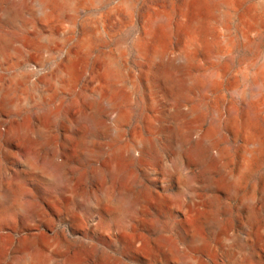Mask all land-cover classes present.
I'll return each instance as SVG.
<instances>
[{"label":"rangeland","instance_id":"rangeland-1","mask_svg":"<svg viewBox=\"0 0 264 264\" xmlns=\"http://www.w3.org/2000/svg\"><path fill=\"white\" fill-rule=\"evenodd\" d=\"M16 1L0 0V264H264V90L253 92L251 129L227 121L232 108L245 119L237 101L250 89L244 74L264 65V0H66L47 20ZM86 37L91 51L70 79L61 54L69 46L81 53ZM191 39L192 73L218 82L182 90L176 68L166 92L157 76L166 61L156 54L163 45L179 53ZM106 55L116 58L128 114L119 142L95 95L111 87ZM169 98L201 104L200 125L224 160L198 157L188 126L174 129ZM246 131L263 152L233 190L227 174L242 170ZM137 137L148 141L143 152L111 154ZM114 164H123L120 174L110 172Z\"/></svg>","mask_w":264,"mask_h":264},{"label":"bare ground","instance_id":"bare-ground-1","mask_svg":"<svg viewBox=\"0 0 264 264\" xmlns=\"http://www.w3.org/2000/svg\"><path fill=\"white\" fill-rule=\"evenodd\" d=\"M207 1L214 3V5L218 4V6H222V7L226 6V4H227V0H207ZM16 2H18L17 4H19L20 7L26 6V8H29L28 10H30V13L34 14L37 18H39L41 20H47L49 17H51V15L54 12L53 10L55 8H59V7L63 6V4L68 3L66 0H17ZM206 3H208V2H206ZM55 10H57V9H55ZM223 12H224L223 17L225 19L227 16L226 15L227 12L225 10H223ZM10 14H11V11H10ZM199 25H201V24H199ZM154 28H156V27H154ZM2 40H4V38L0 36V41H2ZM77 45L81 49V51H82L81 53L78 51V49L75 50V49H73L72 46H69V47H67V49L65 48L66 51L63 54H61L62 55L61 61L64 63L66 71H67V76L70 79H73L75 77V74L77 71L76 70V65H77L76 63L80 59V57H83L81 55L89 54L91 51L90 37L89 38L86 37V38L79 40ZM198 45H199V43H198ZM147 46H146V42H144L142 39L138 40V42L136 43L137 49L141 52L142 51L144 52L145 50H147L146 49ZM196 46H197V42L195 41V39H191V41H189V43H187V45L184 46L183 49L179 53H172V52L168 51L164 45L161 46V48H159V50L156 54V57L158 59L157 61L165 60L167 66H163L162 68H159L157 70L158 71L157 76H159L161 78L160 80L163 81L166 92L173 90L174 79H175V77H177V74L174 73L176 68H178L180 70L181 77L179 79L181 81V84L179 86H180V88H182V90H187V89H190L191 87H200L203 85H208V86L211 85L212 86L218 82L215 74L211 73L210 75H205L202 72L201 73L198 72L194 75L192 73V67H193V61H194L193 51L195 50L194 48H196ZM199 47H200V45H199ZM115 59L116 58L112 55H106L103 57V64L105 67V72H104L105 78L111 84V87L109 90H105L104 88L100 87L97 90L95 95H97V100L99 101V103L103 104L106 116H107V118L110 121V124L112 126V130H113L112 140L119 142L123 138V133H122L123 132V125L127 121L128 114L125 110H123L121 108V105L119 102L122 94H120L121 88L116 85V82L119 81L118 80L119 79V68L117 66V61ZM32 67L31 68L33 69V72H35L36 74L37 73L42 74V71L44 70L43 66L40 64L39 65L36 64ZM19 75L17 76V78L19 77ZM149 75H150V73H149ZM244 76L249 81L250 89L247 90L246 92H240L237 95L238 96L237 101H239L241 106H242L241 111L243 112V115L242 114L241 115L243 116V118L245 117V119L242 121L241 116L239 119L238 109L232 108V109H229V111H228L227 121L231 125L235 126L237 129L246 128L248 130V129H251V128H249L250 124L255 125V123H257L256 120L258 119L257 115H256L257 114L256 99H255V94L253 92H255L256 89L257 90H264V65L261 67H258L254 71H248L246 74H244ZM42 77H43V75L41 76V78ZM13 78H14V76H13ZM4 89L0 90V99H4L7 96V91H5ZM9 89L12 90L11 86L9 87ZM13 90H15V89H13ZM184 99L185 98H183V99L182 98H180V99L169 98L168 99L169 104H170L169 106L171 108L169 118L172 120V122L175 125L174 129L178 130L181 127L188 126L187 129L195 136L196 141L198 142V145H199L197 148L198 157L200 159H202V161H205V160H203L204 156L211 154V155H213V158L220 163L223 159V153L224 152L222 153L216 145V141L214 139V137L216 135L214 136V133L212 130H207V129L204 130L203 127L200 125L201 122H199L200 121L199 116L201 113L200 111L202 109L201 104H195L194 106H191ZM97 100H96V102H98ZM257 101H258V99H257ZM234 107H236V106H234ZM181 113L187 117V121H183V122L179 121V119H180L179 115H181ZM218 115H220V114H218ZM80 119L86 121V123L87 122L94 123L93 120L95 121L94 116H91L90 114H87V113H81ZM42 125H43V123L41 124V126ZM258 125L261 127V129L263 128V130H264V123L263 122L261 124H258ZM255 128H257V126ZM246 132L249 133L248 143H247L249 146L246 148V150L244 152L242 170L239 174L232 173L235 170L234 171L231 170L232 172L229 171L228 174L226 173L227 174V183L229 184L228 186H230V188L233 190L234 189L236 190L239 187L240 182L242 181L241 180L242 175L247 174L250 171V168H249L250 160L254 157L261 155V153L263 152L262 142L260 141L258 136L254 132H251V131H246ZM194 142H195V139H194ZM116 144H115V147L113 146V148L111 149L112 155L120 156V157H130V156L134 155L136 152H139V153L143 152L144 148L148 145V141L143 139V138L137 137L135 139V141L130 145H122L119 143L120 145L116 146ZM111 145H113V143ZM263 156H264V154H263ZM211 159H212V157H211ZM114 162H112V163H114ZM110 163H111V161H110ZM207 165H209V164H207ZM122 166H123V164L122 165L121 164H116V165L114 164V165H111L108 167H111V168H109L110 172H114V174H115V173L121 172ZM210 166H211V164H210ZM106 169H108V168H106ZM231 169H233V168H231ZM225 172H226V170H225ZM95 173H97V171H95ZM114 174L112 173V175H114ZM108 176H110V175H108ZM127 178H125V179H127ZM223 182H224V179H223ZM215 183H218V182H214V184ZM225 186H227V185H225Z\"/></svg>","mask_w":264,"mask_h":264}]
</instances>
